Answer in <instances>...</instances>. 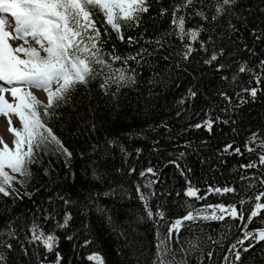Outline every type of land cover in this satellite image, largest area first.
Here are the masks:
<instances>
[{"label": "trees", "instance_id": "obj_1", "mask_svg": "<svg viewBox=\"0 0 264 264\" xmlns=\"http://www.w3.org/2000/svg\"><path fill=\"white\" fill-rule=\"evenodd\" d=\"M149 3L150 9L141 15L139 25L123 27V41L110 26L111 36H104L105 47L111 50L115 44L118 55H134L141 47L146 49L142 64L129 62L138 76L137 83L123 87L118 100L102 92L99 80L78 85L72 101L57 109L62 115L49 121V126L72 153L71 157L66 162L63 154L54 151L55 145L50 146L46 154L40 153L42 162L30 166L32 177L26 186L15 184L20 196L14 199L0 194V227L14 217L21 218L16 221L17 225L28 223L36 212L45 230L53 231L58 237L54 248L48 251L40 243L27 244L21 232L20 240L25 242L29 254L24 255L13 241L11 252L0 248L8 264H41V261L56 264V253H60V264H99L89 259L91 253L100 255L104 264H152L157 231L162 236L167 234L170 222L190 210L189 205H234L239 215L232 217L216 210L222 219L186 222L178 234L173 232L174 248L178 249L191 236L201 242L202 252L190 255L188 264H233L237 249L230 246L237 244L245 231L264 229V209L248 219L257 202L255 197L264 192L260 179L264 177V167H241L258 160L260 151L256 142L251 145L255 151L249 152L244 147L245 141L258 129L264 136V69L259 64L264 60V3L262 0H234L232 13L218 18L215 24H205L201 38L207 39L212 29H218L216 44L227 49L215 62L226 65L222 72L215 71V63L203 62L211 53V45L206 54L199 48V41L192 42L196 51L190 59L183 60L179 55L182 44L174 35L165 41L163 48L146 43L171 31V11L162 16L159 10L161 7L170 9L174 0H149ZM195 6L199 7V0ZM94 19L103 33V14L98 9ZM229 19L235 24L234 31H225ZM202 23L201 18L195 16L186 22V27ZM129 36L135 38L132 45L127 42ZM257 36L262 38L257 40ZM243 62L261 74L259 85L252 72H238ZM149 80H153L152 85L148 84ZM249 87H258L255 99L243 92ZM189 88L197 95L189 97L183 105L178 104ZM149 91L152 100L146 106L144 97ZM219 91H226L232 97L231 105L219 96ZM238 94L245 96V102L241 103ZM225 108L227 112L223 111ZM177 112H181L179 117ZM217 116L222 119L216 120ZM209 117L213 119L210 130L190 126ZM161 121L168 127L160 126ZM92 123H95L94 131ZM107 139L115 140L116 144L107 147L101 164L93 146ZM227 143L239 147L241 152L223 151ZM137 148L142 151L137 153ZM174 160L176 164L172 163ZM45 167L49 169L47 174ZM133 167L135 172L130 174L128 169ZM148 167H153L155 174L146 173L141 177L140 172ZM94 168L102 169V179L93 178ZM11 174L23 179L16 173ZM150 181L156 182L146 187ZM137 185L149 197L153 210L159 205L165 212L164 218L146 217ZM189 186L198 189L202 199L188 197L184 189ZM209 187H228L234 191H213L205 196ZM152 192L155 196L150 195ZM49 196L54 198L51 207L55 208L61 223L63 211L71 213L66 227L57 228L55 220H42L39 209L50 207ZM60 197L70 200V205L65 206ZM260 202L264 203V198ZM177 235L179 243H176ZM85 240L89 243L85 244ZM250 242L253 247L247 252L237 245L241 251L239 264H264V240L257 242L250 237L245 245Z\"/></svg>", "mask_w": 264, "mask_h": 264}, {"label": "snow or ice", "instance_id": "obj_2", "mask_svg": "<svg viewBox=\"0 0 264 264\" xmlns=\"http://www.w3.org/2000/svg\"><path fill=\"white\" fill-rule=\"evenodd\" d=\"M264 3V0H262ZM197 0H174L171 8L161 7L160 15H166L171 11V31L165 32L162 37L149 39L148 44L155 43L158 48H163L165 41L174 35L182 44L181 55L183 60H188L191 54L196 51L192 42L199 41V48L206 54L211 45V53L203 62L211 65L218 60V57L224 55L227 51L223 46H217L218 29H212L207 39H202L201 34L205 31V24H215L218 18H222L225 14H230L234 8V0H199V7H196ZM103 14V23L105 25L103 33L97 27V22L94 19L96 10ZM150 9L149 0H0V112L5 116L9 113H14L19 117L21 128H15L11 125V117L9 116V130L14 133L13 141L14 148H9L4 144L0 148V194L4 197H13L14 199L20 196V189L15 187L18 183L21 187L26 186L27 181L32 177L30 166L33 163L42 162L40 153H47L50 146L55 145L54 151L65 156V160L71 157L72 153L64 145L61 138L55 134L52 127L49 126V121L53 118L60 117L62 114L57 111L62 105H67L72 101L73 91L78 85H87L90 81L99 80V88L105 95H110L113 99L118 100L121 89L129 84L135 85L138 81V76L135 69L130 65V61L142 64L146 49L141 47L139 52L134 55H118L115 44L112 49L108 50L105 45L104 36H111L108 32V26L112 32H115L120 40H124L123 27L133 24L139 25L141 15L147 13ZM191 10V11H189ZM11 14L14 18V30H7V17L4 14ZM198 16L204 22L195 27H186V22L192 17ZM235 24L231 19L228 20L225 31H234ZM256 30L253 29L255 35ZM257 36L256 39H261ZM22 39L24 44L13 47L9 40ZM32 39L38 47L24 46L28 44V40ZM127 42L132 45L135 38L127 37ZM247 49V45H245ZM250 52L251 49H248ZM41 51L44 55H41ZM23 53V55H19ZM254 54V53H253ZM165 60L168 57H164ZM261 69H264V60L259 62ZM119 65V66H117ZM179 67V63L176 65ZM224 63H215V71L222 72L225 70ZM238 72H252L253 78L257 84L261 83V74L255 73L247 67V62H243L238 67ZM159 75V74H157ZM227 79V77H221ZM233 81L236 80V74L232 76ZM149 85L153 84V80L148 81ZM7 85V86H5ZM35 87L42 89L47 96V102L40 100L30 90ZM258 87H249L243 89L245 95L255 99ZM10 92L15 102L11 103L5 98V93ZM219 96L228 101L231 105L232 97L226 91H219ZM197 92L189 88L184 96L178 100V104L183 105L189 97H195ZM241 103L245 102V96L239 95ZM152 93L149 91L144 97L146 106L150 105ZM227 112L228 109H223ZM177 117L181 112L176 113ZM221 116H217L216 120H221ZM224 123H229V120H223ZM87 123V121H85ZM213 119L211 117L190 125L192 127L211 129ZM164 128L168 124L161 121ZM92 130H95V123L91 125ZM235 131V129L233 130ZM2 142V141H0ZM258 142L259 153L258 160L250 161L247 164L241 165L243 168H256L257 166L264 167V136H261L260 130L254 131L245 141L244 147L249 152L255 151L252 144ZM116 141L107 139L102 143H97L93 146L94 152L97 154L101 164L104 163L102 155L106 154L108 146H114ZM158 150V149H154ZM121 151H124L121 146ZM142 149L137 148L136 152L140 153ZM225 152L240 153L239 147H233L232 143H227L223 146ZM181 156L184 153H180ZM176 164V161H172ZM177 168L180 166L177 164ZM5 168L10 169L6 171ZM116 171H120L116 169ZM45 174L49 172L47 167L44 168ZM128 172L134 173L135 168H129ZM16 173L23 179H18ZM146 173L155 174L153 167H148L140 172V176H145ZM183 174V170L181 169ZM93 178L102 179L104 173L101 168H94L92 171ZM243 179V177H242ZM261 183H264V177H261ZM150 181L146 187H150ZM137 192L140 194V199L144 203L143 211L148 219L155 217L164 218L165 212L157 205L156 209L149 204V197L146 196L139 185ZM188 197L202 199L198 195L199 190L189 186L184 189ZM230 192L233 188H211L208 192ZM30 195V193H25ZM155 196V192L150 194ZM264 198V192H260L255 197L257 201L248 216L251 220L256 216L258 211L264 209V203L260 202ZM65 206L70 205L71 201L60 197ZM54 203V198L48 197L50 207L39 209L42 220L56 221L57 228H64L71 219V213L63 211V222L61 223L55 208L51 207ZM243 203V201L241 202ZM189 209L184 215L175 218L170 222L167 228V234L163 236L157 231L156 254L152 264H188V257L192 254L202 252L200 247L201 242L198 237L191 236L184 244L177 249L172 246V233H179L182 226L186 222L194 223L198 220L222 219V216L217 215V211L224 215L236 217L239 215L234 205H203L201 207H193L189 205ZM212 211L209 212L208 210ZM20 217L9 219L4 227H0V248L11 252L14 248L13 241H16L19 249L24 255H28V248L25 242H21L20 233L23 232L27 244L40 243L43 247L51 251L58 241V237L51 230H45L44 224L37 218L36 212L32 213L31 221L17 225L16 221ZM109 220L111 218L109 217ZM254 241L264 240V229L254 231H245L243 237L237 244L231 245L234 252L233 264H239L241 259V251L237 245L243 246V251L247 252L253 247V243L245 241L249 238ZM71 239V237H68ZM85 244L89 241L85 240ZM176 243H179L177 235ZM186 244V246H185ZM211 252L208 253L210 257ZM179 256V259H177ZM89 259H96L99 264H104L100 255L93 253ZM60 253H56V264H60ZM0 264H8L5 256L0 254ZM41 264H44L41 261Z\"/></svg>", "mask_w": 264, "mask_h": 264}, {"label": "rangeland", "instance_id": "obj_3", "mask_svg": "<svg viewBox=\"0 0 264 264\" xmlns=\"http://www.w3.org/2000/svg\"><path fill=\"white\" fill-rule=\"evenodd\" d=\"M7 30H9V29H7ZM32 39H29L28 40V44H25L24 46H34V47H38L34 42L35 41H31ZM20 44H24V40H22V39H14V40H12V42H11V45L13 46V47H15L16 45H20ZM42 52V51H41ZM19 55H21L22 56V53H19ZM33 88H35V87H33ZM37 91H38V93H40V95H41V99L40 100H42V101H44L45 103H46V101H47V96H46V93L42 90V89H38V88H35ZM30 91H33L32 89L30 90ZM38 98V97H37ZM8 101H10L11 103H14L15 101L13 100V99H9ZM9 116L11 117V125H12V127H15V128H21L22 127V125H21V123H20V120H19V117L18 116H16L14 113H9ZM9 116H5L4 117V119L6 120L5 122H7V130H8V132H9V134H10V136H11V141H9L10 143H7V145H8V147L11 149V148H14V143H13V141H14V139H15V136H14V133H12L10 130H9ZM4 144H6V143H4ZM3 147V146H2Z\"/></svg>", "mask_w": 264, "mask_h": 264}, {"label": "bare ground", "instance_id": "obj_4", "mask_svg": "<svg viewBox=\"0 0 264 264\" xmlns=\"http://www.w3.org/2000/svg\"><path fill=\"white\" fill-rule=\"evenodd\" d=\"M11 20L7 21V22L9 23V25L13 26V30H14V21L13 20L11 21ZM0 83H3V82H0ZM5 86H7V85H5ZM33 92L38 97V99H41V95H40V93H38V91L36 89H33ZM5 98L7 100H9V99L14 100V98L12 97L10 92L5 93ZM4 117H5V115L2 112H0V141H2V142H0V148H2V146H4V143H6V144L10 143L9 141H11V139H12L8 130H7L8 125H7V122H5L6 120L4 119Z\"/></svg>", "mask_w": 264, "mask_h": 264}, {"label": "water", "instance_id": "obj_5", "mask_svg": "<svg viewBox=\"0 0 264 264\" xmlns=\"http://www.w3.org/2000/svg\"><path fill=\"white\" fill-rule=\"evenodd\" d=\"M92 254H93V253H92ZM92 254H91V255H92ZM96 254H97V253H96ZM91 255H90V256H91ZM48 264H52V263H48Z\"/></svg>", "mask_w": 264, "mask_h": 264}]
</instances>
